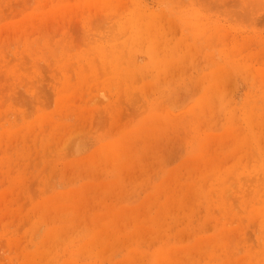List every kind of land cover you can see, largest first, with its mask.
Returning a JSON list of instances; mask_svg holds the SVG:
<instances>
[{"label": "rangeland", "instance_id": "rangeland-1", "mask_svg": "<svg viewBox=\"0 0 264 264\" xmlns=\"http://www.w3.org/2000/svg\"><path fill=\"white\" fill-rule=\"evenodd\" d=\"M0 264H264V0H0Z\"/></svg>", "mask_w": 264, "mask_h": 264}, {"label": "bare ground", "instance_id": "bare-ground-1", "mask_svg": "<svg viewBox=\"0 0 264 264\" xmlns=\"http://www.w3.org/2000/svg\"><path fill=\"white\" fill-rule=\"evenodd\" d=\"M187 40V39H186Z\"/></svg>", "mask_w": 264, "mask_h": 264}]
</instances>
